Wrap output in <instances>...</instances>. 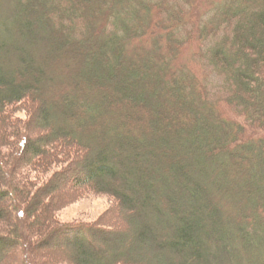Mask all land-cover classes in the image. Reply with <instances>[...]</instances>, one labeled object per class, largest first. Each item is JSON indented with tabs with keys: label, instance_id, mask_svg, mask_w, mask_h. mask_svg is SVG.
I'll return each mask as SVG.
<instances>
[{
	"label": "trees",
	"instance_id": "1",
	"mask_svg": "<svg viewBox=\"0 0 264 264\" xmlns=\"http://www.w3.org/2000/svg\"><path fill=\"white\" fill-rule=\"evenodd\" d=\"M263 46L264 0H0V264H264ZM64 176L136 246L62 221Z\"/></svg>",
	"mask_w": 264,
	"mask_h": 264
},
{
	"label": "rangeland",
	"instance_id": "2",
	"mask_svg": "<svg viewBox=\"0 0 264 264\" xmlns=\"http://www.w3.org/2000/svg\"><path fill=\"white\" fill-rule=\"evenodd\" d=\"M19 114L20 116H23L24 119L25 118L28 119L31 116L30 111L27 110L26 108L22 109L19 112ZM42 128L43 126L38 125V132H42L43 131ZM4 134H5L4 129L0 128V142L1 143L4 141L7 143L11 142L7 146V151L11 153H17L20 144L17 140L18 138L15 137L11 139V141H7ZM63 164L62 163L59 164L58 167L61 168L62 166L67 165V163H65V165ZM34 173L37 174V171H35ZM69 179L70 178H68L67 176H64L63 179L60 180V182L66 184L64 185L65 192L62 193L61 195L63 198V204L61 205V208L59 210V215H58L59 218L62 221H66V222L73 223V222L84 221L98 226L102 225L104 227L105 226L111 227L116 225L119 226V228H121V233L124 232L122 231V229L126 231V229L131 228L133 232L129 234L127 233V235L123 237L116 234H113L111 236L100 235L98 242L103 246L104 245L107 246L108 244L111 243L112 244L111 246L113 248L112 247L110 248L112 249H116L123 246H136V242H138V239L137 240L134 239L135 241L134 243H132L130 239L132 238L131 236L134 234L136 229L138 231L141 229L142 226L140 221V219H142L141 216L138 217L136 215H132L131 211L118 207L119 206L118 199L110 193L95 192L83 188H81L78 191L71 189L70 188L71 186L69 187L71 182ZM143 211L147 219L152 218V216H154L153 215L154 212L151 209H148L146 211L143 210ZM166 224L168 223L166 222ZM163 238H169V236L163 235ZM54 248L55 246L52 245V248L50 250H47L48 251L47 256H49L52 261H54L55 259L62 258L63 255V254L58 255L54 251ZM145 248H147L145 252L140 251L138 253V256L142 258L140 264H170V262L172 261L171 256L167 254L166 256L168 257H166L165 253L160 252V248L155 243L153 246H149L148 243V246H146ZM143 253H148L146 258L144 257ZM261 261L264 262V256L261 257Z\"/></svg>",
	"mask_w": 264,
	"mask_h": 264
}]
</instances>
